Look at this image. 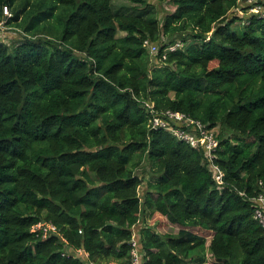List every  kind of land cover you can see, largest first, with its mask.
<instances>
[{
	"label": "trees",
	"instance_id": "trees-1",
	"mask_svg": "<svg viewBox=\"0 0 264 264\" xmlns=\"http://www.w3.org/2000/svg\"><path fill=\"white\" fill-rule=\"evenodd\" d=\"M242 3L0 0V26L24 31L0 27V264H128L134 237L142 264H264V18ZM147 104L216 131L222 183Z\"/></svg>",
	"mask_w": 264,
	"mask_h": 264
},
{
	"label": "built area",
	"instance_id": "built-area-1",
	"mask_svg": "<svg viewBox=\"0 0 264 264\" xmlns=\"http://www.w3.org/2000/svg\"><path fill=\"white\" fill-rule=\"evenodd\" d=\"M249 4L250 11L255 14H259L261 18H264V0H241ZM4 14L11 16L8 7L4 8ZM181 44H176L170 47L168 50H175L177 47H181ZM145 46L149 49L152 55H156L158 52V46L149 41H146ZM165 58V56H164ZM148 109L150 110L152 117L150 124L153 128H166L172 131L173 135L176 136L179 140L185 141L195 149L204 148L207 158L210 162L211 169L214 172L215 179L222 183L223 172L219 169L218 166L214 164V159L216 157L215 152L219 147V140L217 138V133L214 129L209 128L207 125H204L200 122H195L193 125V131H185L181 128H175V125L185 124L187 120L186 115L180 114L178 112L166 111L162 114H159L153 104H147ZM173 124V126H171ZM257 208L255 210V218L260 222L264 227V192L259 195L256 199ZM34 232H40L44 239H47L51 236H56L59 234V229L54 224H45L39 223L32 229ZM132 259L128 264H142L141 255L138 251V242L135 237L132 240ZM63 255H68L65 252ZM85 255L86 258H89L88 254H84L82 250L77 252V256ZM69 256V255H68ZM83 264H96L92 261H86Z\"/></svg>",
	"mask_w": 264,
	"mask_h": 264
},
{
	"label": "rangeland",
	"instance_id": "rangeland-1",
	"mask_svg": "<svg viewBox=\"0 0 264 264\" xmlns=\"http://www.w3.org/2000/svg\"><path fill=\"white\" fill-rule=\"evenodd\" d=\"M118 4V3H117ZM120 5H124V6H127V7H130L131 5L127 2H123V3H119L118 6L120 7ZM249 4L246 3V2H243L242 5H241V8L238 9L237 11H234V14L235 16L237 15H245L246 18L247 17H250L252 16V11H247V12H244L242 10V7H248ZM157 8L159 10V17H162L164 16L166 13H172L174 12L175 8L170 6L169 4L167 3H164V4H157ZM10 13H12L11 10H9ZM234 14H230V17L232 18L234 16ZM11 17V16H9ZM238 22L236 25L237 28H241L242 27V23ZM24 31H20L18 30L15 26H11V28H8L7 26L5 28L2 29V33H1V36L4 37L5 41L8 42V43H15V42H18V38H20L21 36L24 37L23 35ZM161 44H158V49L160 48ZM181 47H183V45L181 44L180 45ZM158 54V53H157ZM156 55H153L152 57V60L154 61L155 57L157 56ZM155 63V61H154ZM145 179H149L150 178V175H149V170H147L146 174L144 175ZM144 226H148V227H151L154 229V231L156 232H159V233H162V234H177L179 232V230L181 229L180 226L178 225H173L171 224L166 217H163L159 214H147L146 217H145V220H144ZM197 233L199 234H202V235H210L209 232H206V231H203V230H200V229H197L195 230ZM210 239H211V236L208 237V245L210 243ZM215 263V260L214 258L212 257V255L210 253H208V260L205 264H214Z\"/></svg>",
	"mask_w": 264,
	"mask_h": 264
},
{
	"label": "crops",
	"instance_id": "crops-1",
	"mask_svg": "<svg viewBox=\"0 0 264 264\" xmlns=\"http://www.w3.org/2000/svg\"><path fill=\"white\" fill-rule=\"evenodd\" d=\"M7 17H9V16H7ZM7 17L5 18V21L7 20ZM5 21H4V22H5ZM0 27H2V29H3V28H5L6 26H5V25H2V26H0ZM10 28H11V27H10ZM2 29H1V30H2Z\"/></svg>",
	"mask_w": 264,
	"mask_h": 264
}]
</instances>
